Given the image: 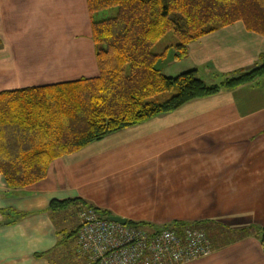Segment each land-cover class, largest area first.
I'll list each match as a JSON object with an SVG mask.
<instances>
[{"label": "crops", "instance_id": "1", "mask_svg": "<svg viewBox=\"0 0 264 264\" xmlns=\"http://www.w3.org/2000/svg\"><path fill=\"white\" fill-rule=\"evenodd\" d=\"M0 37V92L99 75L87 0H0ZM168 56L166 75L196 69L218 84L262 62L264 34L238 20ZM71 198L150 228L206 224L213 251L182 264H264V75L58 157L30 186L10 188L0 172V264H88L77 238L58 244L80 211L50 203ZM247 228L255 232L220 244L223 231Z\"/></svg>", "mask_w": 264, "mask_h": 264}, {"label": "trees", "instance_id": "2", "mask_svg": "<svg viewBox=\"0 0 264 264\" xmlns=\"http://www.w3.org/2000/svg\"><path fill=\"white\" fill-rule=\"evenodd\" d=\"M87 2L99 75L0 92V172L10 188L20 189L44 179L55 159L113 132L264 75V58L250 70L223 76L218 84H208L196 69L168 76L159 67L170 48H175V58L181 59L187 55L191 42L238 20L264 34V0ZM112 7L117 8L114 16L98 19L102 11ZM170 32L176 37L175 43L155 51V46ZM72 207L73 214L86 207L95 208L81 198L54 199L50 203L52 212L63 215ZM186 225L213 234L201 223L174 222L168 227ZM79 226L80 223L76 228L62 229L59 235L63 240L58 244L70 248ZM254 230L223 231L220 244L236 241ZM258 230L264 249V227Z\"/></svg>", "mask_w": 264, "mask_h": 264}, {"label": "built area", "instance_id": "3", "mask_svg": "<svg viewBox=\"0 0 264 264\" xmlns=\"http://www.w3.org/2000/svg\"><path fill=\"white\" fill-rule=\"evenodd\" d=\"M79 219L77 242L88 264H182L213 251L207 231L191 225H123L93 207L82 209Z\"/></svg>", "mask_w": 264, "mask_h": 264}, {"label": "rangeland", "instance_id": "4", "mask_svg": "<svg viewBox=\"0 0 264 264\" xmlns=\"http://www.w3.org/2000/svg\"><path fill=\"white\" fill-rule=\"evenodd\" d=\"M116 12H117V8L116 7H112V8L106 9V10L101 12V15H98V16H101V17H98V19L114 16L116 14ZM175 41H176L175 35L173 34V32H170L155 46V51H162L166 46H169V45H172V43H175ZM174 50H175V48H173V47L170 48V51H169V54H168L169 55L168 58L174 56L173 55L174 54ZM177 64H180V63H177ZM176 66H179V65H175V67ZM175 67H173V68H175ZM172 73H174V72H172ZM67 219H69V218H67ZM77 219L79 220V216H77ZM69 223H70V221H69ZM58 261H60L59 258H57L55 260V262L57 264H61Z\"/></svg>", "mask_w": 264, "mask_h": 264}, {"label": "water", "instance_id": "5", "mask_svg": "<svg viewBox=\"0 0 264 264\" xmlns=\"http://www.w3.org/2000/svg\"><path fill=\"white\" fill-rule=\"evenodd\" d=\"M108 219H110L112 221H115V222H118V223H121L123 225L127 224V222H128L127 218L120 217V216H115V215H109Z\"/></svg>", "mask_w": 264, "mask_h": 264}]
</instances>
